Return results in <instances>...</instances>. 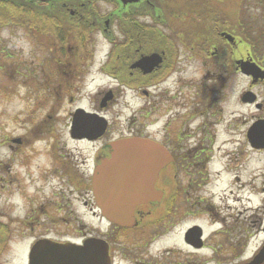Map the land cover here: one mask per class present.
I'll list each match as a JSON object with an SVG mask.
<instances>
[{
	"label": "flooded vegetation",
	"instance_id": "flooded-vegetation-1",
	"mask_svg": "<svg viewBox=\"0 0 264 264\" xmlns=\"http://www.w3.org/2000/svg\"><path fill=\"white\" fill-rule=\"evenodd\" d=\"M1 2L19 7L8 29L30 46V61L14 63L30 104L26 134L8 136L10 158L56 133L73 145L47 143L52 166L40 179L53 183L51 198L19 222L56 232L34 238L24 264L47 252L34 249L40 239L54 244L55 264H101L105 248L109 264H161L150 261L159 256L153 245L176 232L194 258L187 264H264V199L256 232L252 214L247 222L236 212L242 193L253 211L251 179L238 185V170L264 152V0ZM125 138L146 141L122 151L126 169L160 167L152 185L139 184L145 200L131 210V199L98 200L93 190L96 168ZM231 173L221 188V175ZM105 207L126 212L127 224ZM190 219L216 227L205 233ZM12 223L0 221V264H8ZM256 233L262 239L246 254ZM94 239L99 248L84 250Z\"/></svg>",
	"mask_w": 264,
	"mask_h": 264
},
{
	"label": "rangeland",
	"instance_id": "rangeland-1",
	"mask_svg": "<svg viewBox=\"0 0 264 264\" xmlns=\"http://www.w3.org/2000/svg\"><path fill=\"white\" fill-rule=\"evenodd\" d=\"M10 54V55H9ZM11 56V57H10ZM30 61V46L21 31L10 33L8 26L0 28V221L16 222L11 225V233L8 240V264H24V255L27 246L34 238L49 234L53 236L56 232L51 230L36 228L32 224H23L19 221L29 219L39 207L42 198L49 200L51 186L49 182L40 179V171L48 170L52 166L51 158L47 154V143L57 141L59 147L64 144V149L73 148L62 133H56L55 138H45L36 140L35 144L24 148L21 156L10 158L8 148V136H24L26 131L21 123L23 112L29 107L30 102L25 97L27 83L22 76L15 73L14 63ZM28 159L25 164L20 161ZM12 159V161H11ZM9 161L11 163H9ZM239 171L238 185L252 182L251 205L253 211L248 212L246 193H242V203L237 202V214L240 220L248 218L252 214L253 229L256 232L260 215L257 208L263 204L264 194L261 192L264 186V152L253 151L250 160H244ZM237 171V172H238ZM231 174H222L220 177V187L227 185ZM247 188V187H246ZM240 197V194L239 196ZM248 198V197H247ZM244 203V204H243ZM234 212L229 210V214ZM44 216L36 221L44 222ZM246 217V218H244ZM198 223L204 227L205 233L212 231L214 227L208 226L206 220L190 219V223ZM20 223V224H19ZM22 223V224H21ZM227 223H229L227 221ZM33 226V227H32ZM262 239L260 233H256L250 240L246 254L255 249ZM152 252L159 256L153 257L150 261L161 264H187L193 260L188 252L182 248L179 240V232L162 239L153 245ZM168 252V253H167Z\"/></svg>",
	"mask_w": 264,
	"mask_h": 264
},
{
	"label": "water",
	"instance_id": "water-1",
	"mask_svg": "<svg viewBox=\"0 0 264 264\" xmlns=\"http://www.w3.org/2000/svg\"><path fill=\"white\" fill-rule=\"evenodd\" d=\"M259 71L258 68H256ZM253 137H256L257 132L255 130L252 131ZM146 143L145 140L137 139V138H125L117 141L114 145L115 153L111 156L109 160H105L102 165L98 166L94 172L93 176V190L98 200L105 198V194L109 197H116L120 200L131 199L132 203L129 206L130 210L133 207L145 200V195L139 193L137 189L139 188V184L147 181L151 185L153 184V179L156 177L159 165H149L147 170H140L137 166H133L130 169H126L127 162L123 161V150H133L138 147V145H144ZM136 159L135 157L132 158ZM151 176V178H150ZM110 186L111 190H106V185ZM117 190L119 193L114 191ZM131 191V194L128 196L125 191ZM148 194V193H146ZM106 214H109L114 217L116 221L121 224L126 225L129 221V215L126 212H121L117 210L107 209L105 207ZM199 227L194 226L189 229V233H194L195 238H199ZM54 244L52 242L47 241L46 239H40L36 241L34 245V249H38V247L45 246L47 252L42 258L37 257L35 262L36 264H55L54 260ZM100 241L94 239L93 241L85 243L83 249L87 247L99 248ZM105 248V247H104ZM95 251H93V254ZM96 259L94 260V262ZM101 264H109V259L107 255L106 248L103 251V262Z\"/></svg>",
	"mask_w": 264,
	"mask_h": 264
},
{
	"label": "trees",
	"instance_id": "trees-1",
	"mask_svg": "<svg viewBox=\"0 0 264 264\" xmlns=\"http://www.w3.org/2000/svg\"><path fill=\"white\" fill-rule=\"evenodd\" d=\"M19 7L8 6V2L0 3V28L8 26L9 17L11 15L20 14Z\"/></svg>",
	"mask_w": 264,
	"mask_h": 264
}]
</instances>
